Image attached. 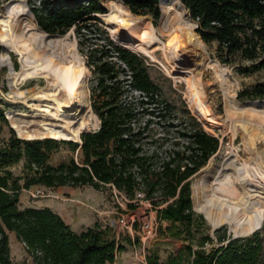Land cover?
Listing matches in <instances>:
<instances>
[{"label": "trees", "instance_id": "trees-1", "mask_svg": "<svg viewBox=\"0 0 264 264\" xmlns=\"http://www.w3.org/2000/svg\"><path fill=\"white\" fill-rule=\"evenodd\" d=\"M122 1L136 14L151 13L155 23L161 16L160 0ZM182 2L197 20L200 36L208 42L218 41L217 50L225 55L224 61L232 62L231 57L239 54L253 60L249 65L238 66L242 73L264 68V0ZM30 9L47 32L64 33L75 27L80 42L84 28L99 25V14L107 11L102 0H41V5L33 2ZM108 39L87 53V62L95 74L92 108L101 119L100 125L83 131L82 143L65 141L72 149L81 146L80 162L74 156L58 164L48 162L50 151L61 142L54 137H19L12 129V135L3 140V129L9 120L0 97V264H13L8 229L25 242L35 264L114 262L125 245L104 223L96 222L79 232L52 208L20 207L23 187L87 184L99 189L105 182L115 183L129 197L138 188L145 190L154 205L162 204L158 217L166 221L161 224L163 231L185 240L177 254L162 261L156 254H148L147 264H264L260 230L233 237L216 228L220 244L206 247L214 237L208 233L207 219L194 208L191 176L219 149V138L186 109L187 116L196 121H179V132L187 145L181 147L174 142L168 149L160 150L156 145L143 144L144 137L153 136L150 125L155 118L161 121L169 115L170 103L162 97V86L151 77L147 57ZM128 86H132L131 91H140L137 100L127 97ZM237 95L242 99H263L264 81L240 89ZM23 156L22 174L13 176L10 165ZM196 223L205 231L200 232Z\"/></svg>", "mask_w": 264, "mask_h": 264}, {"label": "bare ground", "instance_id": "bare-ground-1", "mask_svg": "<svg viewBox=\"0 0 264 264\" xmlns=\"http://www.w3.org/2000/svg\"><path fill=\"white\" fill-rule=\"evenodd\" d=\"M108 7L104 15L113 36L128 46L141 49L145 41H154L155 47L165 50L176 65L190 67L197 84L204 83L202 76L207 68L214 71L216 80H223L225 68L208 60L207 45L181 13L167 19L164 9L157 28L169 30L171 38L163 41L153 39V24L146 16L134 14L122 0H109ZM0 41L18 56L22 79L34 82L20 94L28 108L8 110L17 131L27 137L81 140L82 132L94 124V112L89 69L78 53L76 41L69 39V32H47L25 1L9 2L0 13ZM224 88L225 92L229 89L227 85ZM235 102L232 97L228 103ZM243 105L242 111L261 112L264 120V100ZM251 128L253 142L245 146L247 159L238 161L237 147L229 141L219 166L205 168L194 186L196 208L214 227L226 223L237 236L251 234L264 222V147L258 145L264 141V131Z\"/></svg>", "mask_w": 264, "mask_h": 264}, {"label": "rangeland", "instance_id": "rangeland-1", "mask_svg": "<svg viewBox=\"0 0 264 264\" xmlns=\"http://www.w3.org/2000/svg\"><path fill=\"white\" fill-rule=\"evenodd\" d=\"M19 1H25L27 7H29L30 9V5L33 3L34 0H0V13L3 12V9L7 3H18ZM102 2L104 6L107 7L106 12H109V0H102ZM160 6L162 8V13L161 16L156 20V23L153 21V16L151 13L136 14L132 11L136 15L146 16L149 21L153 24V36L151 35L153 39L160 38L163 41H166L171 38L169 30L158 31L157 28L162 23L164 9L167 13V19H173V16L178 13H181L185 19H188L193 23L195 32L198 36H200V34L196 30L198 22L192 17L189 7L187 5H184L182 0H160ZM106 12L99 14L102 18L101 21L98 22L99 25L95 24L89 28H84L85 34L82 35V42H80V39L76 35L75 27H72L65 31L69 32L70 40L76 41V48L78 50V53L80 54L84 64L87 66V69H89L88 84L90 100L92 87L95 85V74L93 72V69L87 62V53L92 49V47H95L96 45L101 46V43L109 42L108 37H110L114 40L116 44L124 48L127 47L133 51L143 53L147 57V67L149 68V73L153 80L162 86V97L168 100V102L170 103V108L168 110L169 115L167 116V118L161 121H158L157 118H155L154 122L150 125L151 133L153 134V136L144 137V139L142 140L143 144H145L146 146L156 145L160 148V150L168 149L169 145L173 144L174 142L180 143L181 147L187 145L185 141L186 139L181 137V134L179 132V130L181 129V124L179 123V121L182 119H187L188 123H196V121H192L190 119V116H187V112H185L186 109L190 110L193 116H195V119L201 123L202 127H205L210 133L214 134L219 138V149L209 157L210 159L205 163V165H203L191 176V189L194 208L197 213L202 214L204 216V214L196 208V197H194L195 182L201 172L204 171L205 168H207L208 166H219L221 159L223 158V153L228 150V145H230L229 141H231L234 146L237 147L238 161H243L247 159L245 146L251 143L252 141L251 127L264 131V120L262 119L261 112H245L242 111V109L240 108V105L244 106V103H248L250 101L255 100H264V98L242 99L237 95L240 89L249 88L251 86H254L258 82L264 81V68L258 71L250 72L249 74L242 73L240 70H238V66L240 64L249 65L253 62V60L244 59L239 54H234L231 57L232 62L224 61L225 55H223L220 50H217L218 41L208 42L205 41L202 36H200V38L203 39V41L207 45L208 60L217 61L221 64V66L225 68L224 76L222 78V81H224L225 83L223 84L222 81L216 80L214 71L207 68L205 69L206 71H204L202 76V81H204V83L197 84L194 81L191 68L188 66L176 65L174 61L171 60L165 50L157 46L155 47L154 41L153 43L151 41H145L141 49H134L128 46L125 42L119 40L117 37L113 36L111 26L109 25V23H107L106 17L104 15ZM104 30H106V32ZM52 33L64 34L59 32ZM6 47L7 46L3 44L2 41H0V97L6 112V117H8V110H21L24 108H28L24 101H22V97L20 96V94L22 90L26 91L31 88L34 82L28 79H22L23 73L21 71V63L20 61H18V56L15 54V52L9 50ZM164 52L170 62L165 56ZM109 53L111 54L112 50L111 52L109 51ZM224 85H227L229 88L227 92H225ZM128 88L129 93L127 97L137 100L140 97V91L134 89L133 91H131L132 86H128ZM232 97H235L236 100L234 105H230L228 103L232 99ZM143 119L144 118H142V121ZM8 120V124H6L3 129V140L8 139L12 135V129L19 137H51L40 135H37V137L24 136L20 134L17 129L13 126L10 117H8ZM100 122L101 119L99 115L94 112V116L92 117V123L94 124H92L93 126L89 127L86 130L97 129V127L100 125ZM170 122L179 124L177 126H172ZM185 124L186 123H184V126ZM54 138L61 140V142L56 147L52 148V150L50 151L48 162H50L51 164H58L63 160H68V158L71 156H74L76 161H81V146H78L76 149H72L70 144L68 142H65L67 140H73L81 143V140H75L70 138L64 139L58 137ZM263 142L264 141H261V143L259 142L258 145L264 147ZM24 165V156L21 160L11 164L10 168L12 170L13 176L21 175L24 170ZM21 181H23V179ZM207 221L209 223L208 233L213 235L214 240L207 242L206 247L217 246L220 244V242L217 239V235L215 234L216 229L212 231V227L214 226L210 223L208 219ZM196 226L198 227V229H200V232L205 231L204 227L200 223H196ZM260 226L256 230L261 231V235L264 239V222ZM217 228L221 229L220 233L226 232V234L232 236L233 234H235L233 233V231L230 230L228 224L226 223L222 224L221 226H218ZM111 231L113 233L115 232L113 229H111ZM157 235V237L147 241L146 244L143 245L140 243V240L137 236H129L124 233L121 234V242L125 245V247L124 249L118 251L119 254L117 257L116 264H147L148 254H156L162 261L171 255L177 254L179 249L185 243V240L181 238H174L170 235H167L163 231V227L159 229ZM11 243L12 247H14L15 241L12 242L11 239ZM15 264H28V261L24 257L23 259H19V261H17Z\"/></svg>", "mask_w": 264, "mask_h": 264}, {"label": "crops", "instance_id": "crops-1", "mask_svg": "<svg viewBox=\"0 0 264 264\" xmlns=\"http://www.w3.org/2000/svg\"><path fill=\"white\" fill-rule=\"evenodd\" d=\"M38 185H32L28 188H34ZM42 186L46 187L50 192L55 193L56 195L46 196L47 198H36L31 196L28 192V188L23 187L20 192V207L32 206L35 208H52L61 214L65 222L79 232L85 230L88 226L94 225L96 222H102L101 217H99L90 206L108 207V192L105 189H96L92 185L87 184H84V186H74L70 184L53 187ZM8 234L13 264L24 257L27 259L28 264H35L34 257L28 252L25 242L18 239L14 230L8 229ZM11 239L12 242L15 241L14 247H12ZM118 254L119 252L117 253V257ZM117 257L114 262H108L107 264H116Z\"/></svg>", "mask_w": 264, "mask_h": 264}, {"label": "built area", "instance_id": "built-area-1", "mask_svg": "<svg viewBox=\"0 0 264 264\" xmlns=\"http://www.w3.org/2000/svg\"><path fill=\"white\" fill-rule=\"evenodd\" d=\"M33 2L41 5V0ZM159 167H161V163ZM103 189L108 192V207H90L101 217V221L105 225L115 231L114 235L117 239H121L120 235L123 233L129 236L135 235L140 243L145 245L147 241L158 236L161 224L166 223L165 220H160L158 217V208L162 204L161 206L154 205L152 198L142 188L136 189L133 197H129L113 182H105ZM28 192L36 198L56 195L42 185L28 188Z\"/></svg>", "mask_w": 264, "mask_h": 264}, {"label": "water", "instance_id": "water-1", "mask_svg": "<svg viewBox=\"0 0 264 264\" xmlns=\"http://www.w3.org/2000/svg\"><path fill=\"white\" fill-rule=\"evenodd\" d=\"M99 127V126H98ZM81 143H82V139H81ZM217 227H212V231H214ZM233 237H238L236 234H233Z\"/></svg>", "mask_w": 264, "mask_h": 264}]
</instances>
